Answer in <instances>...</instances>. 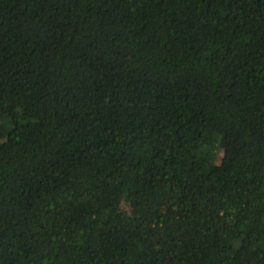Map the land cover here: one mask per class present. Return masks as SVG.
I'll list each match as a JSON object with an SVG mask.
<instances>
[{
	"label": "trees",
	"instance_id": "obj_1",
	"mask_svg": "<svg viewBox=\"0 0 264 264\" xmlns=\"http://www.w3.org/2000/svg\"><path fill=\"white\" fill-rule=\"evenodd\" d=\"M0 264H264V0H0Z\"/></svg>",
	"mask_w": 264,
	"mask_h": 264
},
{
	"label": "rangeland",
	"instance_id": "obj_2",
	"mask_svg": "<svg viewBox=\"0 0 264 264\" xmlns=\"http://www.w3.org/2000/svg\"><path fill=\"white\" fill-rule=\"evenodd\" d=\"M123 208H124V209H127V206H126L125 204H123Z\"/></svg>",
	"mask_w": 264,
	"mask_h": 264
}]
</instances>
